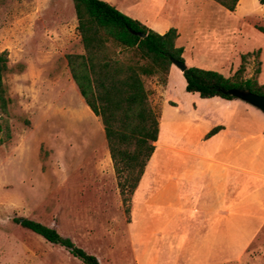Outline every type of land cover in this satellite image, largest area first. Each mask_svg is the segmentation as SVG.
<instances>
[{
  "label": "rangeland",
  "instance_id": "1",
  "mask_svg": "<svg viewBox=\"0 0 264 264\" xmlns=\"http://www.w3.org/2000/svg\"><path fill=\"white\" fill-rule=\"evenodd\" d=\"M75 15L73 0H0V51L9 54L4 83L11 98L0 121L12 134L0 145V264H83L17 217L54 227L101 264H135L127 237L132 215L124 209L103 124L68 66L67 54L83 51ZM229 20L237 29L236 48L253 52L237 65L217 68L223 58L216 57L211 39V46L200 48V59L226 76L259 80L263 75L264 80V32L252 25L264 26V3L244 0ZM242 64L244 70L237 72ZM170 77L169 87L158 76L145 79L151 104L160 112L162 145L154 163L182 156L165 144L200 151L201 97L186 90L176 64ZM243 264H264V259Z\"/></svg>",
  "mask_w": 264,
  "mask_h": 264
},
{
  "label": "crops",
  "instance_id": "2",
  "mask_svg": "<svg viewBox=\"0 0 264 264\" xmlns=\"http://www.w3.org/2000/svg\"><path fill=\"white\" fill-rule=\"evenodd\" d=\"M106 1L160 34L176 28V43L184 48L188 67H208L200 59V48L207 49L212 40L216 57L223 58L217 68L235 65L253 52L236 48L237 29L229 20L244 0L234 11L217 0ZM74 22L78 26L76 15ZM262 77L259 82L264 84ZM202 106L200 151L165 144L182 156L154 163L153 155L162 145L159 133L131 202L127 237L135 264H243L264 259V111L239 98L220 96L201 97ZM216 127L219 130L208 135ZM181 158L182 166H171Z\"/></svg>",
  "mask_w": 264,
  "mask_h": 264
},
{
  "label": "trees",
  "instance_id": "3",
  "mask_svg": "<svg viewBox=\"0 0 264 264\" xmlns=\"http://www.w3.org/2000/svg\"><path fill=\"white\" fill-rule=\"evenodd\" d=\"M217 1L231 11L239 2ZM73 2L84 53L67 54L68 66L85 102L101 119L124 209L129 215L134 192L155 152L160 133V112L151 104L145 79L158 76L166 84L174 61L185 62L184 48L176 43V28L160 34L106 0ZM256 27L264 32V26ZM8 61V51H0V119L8 113L11 102L4 83ZM243 70L242 64L237 72ZM183 74L186 90L202 98H237L224 92L232 88L264 95V84L256 77H227L218 70L196 66L188 67ZM11 138L9 125L0 121V145ZM15 221L66 248L83 264H101L96 255L77 246L54 227L25 217Z\"/></svg>",
  "mask_w": 264,
  "mask_h": 264
},
{
  "label": "water",
  "instance_id": "4",
  "mask_svg": "<svg viewBox=\"0 0 264 264\" xmlns=\"http://www.w3.org/2000/svg\"><path fill=\"white\" fill-rule=\"evenodd\" d=\"M142 36H145L144 33H142ZM174 64H176L182 72H185L188 68L187 64L182 61H174ZM225 93L234 95L235 97L244 100L253 106H256L260 108L262 111H264V95H260L254 92H251L249 90H243L239 88H232L229 90H224Z\"/></svg>",
  "mask_w": 264,
  "mask_h": 264
}]
</instances>
